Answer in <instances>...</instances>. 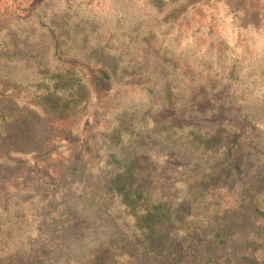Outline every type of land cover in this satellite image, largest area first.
<instances>
[{
  "label": "trees",
  "instance_id": "16d2710c",
  "mask_svg": "<svg viewBox=\"0 0 264 264\" xmlns=\"http://www.w3.org/2000/svg\"><path fill=\"white\" fill-rule=\"evenodd\" d=\"M243 22L227 0L0 11V264H264V53Z\"/></svg>",
  "mask_w": 264,
  "mask_h": 264
},
{
  "label": "rangeland",
  "instance_id": "374dc122",
  "mask_svg": "<svg viewBox=\"0 0 264 264\" xmlns=\"http://www.w3.org/2000/svg\"><path fill=\"white\" fill-rule=\"evenodd\" d=\"M32 0H0V11H4L7 7H15L20 12L24 13L26 8L29 7ZM229 5L235 8V11L242 15L244 20L243 24L250 28L249 33L246 35L245 42L250 43L252 52H256L257 49L264 53V0H227ZM195 25L197 23H203L204 18L200 11H195L194 14ZM192 18V19H194ZM190 20L188 23H184V36H187V32L190 31ZM206 22V20H205ZM201 43L203 44V36L201 37ZM256 48V49H255ZM8 131L16 133L20 130L21 126L18 123H11L7 126ZM46 125L36 123L32 127L30 136L28 138L29 148L37 146L38 142L44 137ZM3 141L0 143V196H4L7 192V183L2 180L3 175ZM163 174L169 182L175 181L181 177L179 169L173 165H166L163 169Z\"/></svg>",
  "mask_w": 264,
  "mask_h": 264
}]
</instances>
